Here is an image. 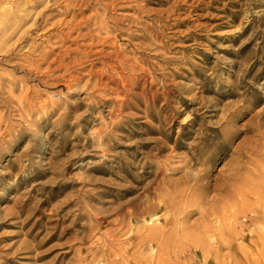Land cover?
I'll return each mask as SVG.
<instances>
[{"label":"rangeland","instance_id":"obj_1","mask_svg":"<svg viewBox=\"0 0 264 264\" xmlns=\"http://www.w3.org/2000/svg\"><path fill=\"white\" fill-rule=\"evenodd\" d=\"M28 1L31 3L20 7L19 14L26 18L20 21L18 35L5 45L13 48V54L0 52V83L7 85L6 91L13 90L12 103L0 108L4 116L0 133V264H80L81 258L95 252L92 246L96 241L106 242L109 234L119 229V204L140 194L146 198L147 184L154 180L147 173L154 168L148 167L153 160L144 153H158L160 142L169 149L159 154L155 163L165 158L170 160L169 167L190 163L184 171L170 173L172 179H180L184 172L202 171L209 184L203 198L192 203L196 212L187 221L189 229L161 253L164 263L264 264V22L259 20L264 0H147L152 9H177L171 23L178 26L165 33L172 41L160 45L161 57L147 51V59L156 69L154 89L161 94L159 113L154 112L156 118H151L136 109L127 111L132 115L124 117L108 156L83 146L94 132L111 123V100L102 98L90 108L89 90H65L59 96L60 89L40 84L36 76L30 78L14 66L24 63L29 50L27 42L16 43L18 37L32 29L45 12L41 4L48 0L38 4V0ZM6 7L14 9L9 3ZM191 11L192 16H198L182 23ZM133 13L119 9L108 17L124 27L128 21L123 19ZM47 14L52 23L72 16L57 10ZM250 25L249 33L238 39L239 30ZM82 26L83 34L92 29L87 22ZM60 30L48 24L39 35L33 34L28 45L38 51L55 47ZM248 40L249 47L237 55ZM85 43L80 40L78 45ZM126 43L123 40L122 44ZM258 47L262 50L257 52ZM253 63L256 68L245 77V86H239L243 72ZM259 70L261 78L254 81ZM62 74L55 72V76ZM13 78L28 81L24 88H14L9 83ZM27 88L31 97L57 102L60 109L54 115L43 110L22 119L16 109ZM32 119L37 125H31ZM159 127L163 136L150 133ZM177 142L182 147L173 151ZM141 144L147 146L140 148ZM137 151L144 157L140 166L132 158ZM128 161L136 163L129 170L131 178L120 170ZM123 188L139 192L124 197ZM155 213L148 217H157ZM173 213L166 212L163 218L176 219ZM203 220L211 225L210 232L199 229ZM130 223L133 230L147 225V213ZM50 235L56 238L40 246ZM158 254L151 248L142 252L147 264H153Z\"/></svg>","mask_w":264,"mask_h":264},{"label":"bare ground","instance_id":"obj_2","mask_svg":"<svg viewBox=\"0 0 264 264\" xmlns=\"http://www.w3.org/2000/svg\"><path fill=\"white\" fill-rule=\"evenodd\" d=\"M182 1L186 2L187 0H177V2ZM39 2L40 0L35 1L36 4ZM7 3L14 6V9L10 7L8 9ZM29 3L31 2L28 0H0V52L9 53L8 56L13 54V48L5 45L7 41L18 35L20 21H24L26 18V15L21 16L19 14L22 11L20 7ZM41 5H45V12L39 15L40 17L32 29L28 32H22L16 41L19 44L27 42L29 50L24 58V63H16L14 66L25 71L30 75V78L36 76L40 80V84L49 86L51 89H60L57 93L59 96H62L65 90L69 93L83 89L89 90L90 108L96 107L102 98L111 100L113 102L110 110L111 123L104 124L102 129L94 132L92 138L88 139L83 146L84 149L93 147L94 151H100L103 156H108L114 148L115 133L119 130L120 124L124 122V117L132 115V113H126L127 111L136 109L145 117L151 118H156L154 112L159 113L157 103L161 94L159 90L154 89L156 69L152 68L149 63L147 51H155V58L161 57L158 51L160 45L163 42L169 44V41H172L171 37L165 33L178 26V23H171L172 16L177 13L176 6L167 10L152 9L148 7L147 0H48L43 1ZM89 9H93V11L89 17L85 18L84 14ZM119 9L134 11L133 15L125 16L123 19L128 21L124 27L117 19L108 17V13ZM56 10L65 13L67 17L70 16L68 14L72 16L69 17L68 21L61 20L52 23L51 15L47 13ZM191 14L192 11L187 15L190 18L183 19L181 22L185 23V21L198 16ZM79 17L81 19H78ZM259 20L264 22V14ZM84 22L92 24V29L86 34L80 32ZM48 24L54 28L60 27L59 43L56 40L55 47L53 45L48 46L41 51L32 47L33 45H28L33 34L39 35L46 30ZM162 28L163 30H161ZM250 28L251 25L240 29L238 39L246 36ZM75 33L77 36L74 37L73 34ZM80 40L86 43L78 45ZM123 40L127 43L122 44ZM16 43L13 44V47ZM69 43H71L70 46H67ZM250 44V40L243 43L237 55L246 50ZM56 50L59 52L57 53ZM261 50V47L257 48V52ZM163 60L169 62L167 58H163ZM256 66L257 63H253L245 69L239 86H245V77L249 76ZM57 71H63V74L55 76ZM261 74L262 70H259L254 75L253 80L258 81ZM8 77L11 75L8 74ZM87 77L86 84L81 87L83 80ZM149 79L152 81L148 82ZM27 81L28 79L13 78L9 80V83L14 88L17 86L24 88ZM6 86V84L4 86L0 83V108L4 106V103L9 105L12 103L11 93L13 90L6 91ZM6 93L7 96H5ZM135 99L138 100L137 103ZM17 106L16 110L21 112L19 116L22 119L24 116L29 118L36 112L43 110H47V115H54L60 109L57 102L50 104L47 100L38 101V98L31 97L29 88L25 89L24 96L19 100ZM139 117L142 118L140 115ZM3 120L4 116L0 113V133L3 130ZM156 120L160 121L159 119ZM30 122L31 125H37L33 119ZM150 133L162 136L164 134L162 127L154 131L150 130ZM146 146V144H141L140 148ZM181 147L182 145L177 142L173 151ZM168 149L169 147L165 142H160V146L156 149L158 153H154L152 150L144 153L148 159L153 160L148 167L154 168L147 173L149 177H154V180L147 184L146 198L142 199L140 194L119 204V229L115 233L109 234L108 238L105 239L106 242L100 243V239L96 241L92 246L95 252L90 256L81 258L80 264H93L99 260L103 264H147V259L142 256L145 248L159 251V258L153 264H165L161 253L170 247L179 234L182 235L189 229L187 221L196 212L192 203L198 201L200 197L203 198V194L209 188V184L205 181L207 180L206 172L200 171L193 174L189 171L184 172V175L178 180L171 178L170 173L184 171L190 163L184 167H169L170 160L168 158L160 163H155L154 160L157 156L166 153ZM193 149L191 148V150ZM142 154L137 151L132 155L139 166L144 158H140ZM193 157H196V154ZM135 164L129 161L124 162L120 170L131 178L129 170L135 168ZM146 165L147 163H144L143 167ZM122 191L126 197L137 194L139 189L123 188ZM153 212H157L155 213L157 217H148ZM166 212H174L172 216H175L176 219H164L163 215ZM146 213L147 225L133 230L130 221L136 222ZM181 215L183 217L180 218ZM202 217L205 218L206 215L202 214ZM199 229L210 232L212 227L208 221L203 220ZM194 237L192 236V239ZM55 238L54 235L48 236L40 243V246L48 245ZM101 244H104L103 247ZM203 249L205 248L203 247Z\"/></svg>","mask_w":264,"mask_h":264}]
</instances>
